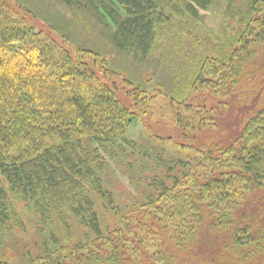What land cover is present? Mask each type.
Returning a JSON list of instances; mask_svg holds the SVG:
<instances>
[{
    "label": "trees",
    "instance_id": "1",
    "mask_svg": "<svg viewBox=\"0 0 264 264\" xmlns=\"http://www.w3.org/2000/svg\"><path fill=\"white\" fill-rule=\"evenodd\" d=\"M64 1L75 7L71 0ZM213 2L186 0L185 8L197 17ZM244 2L246 13L240 21H244L253 40L240 35L232 45L243 43L246 52L251 44L255 43L253 48L264 46V0ZM88 3L94 4L107 24L115 28L112 40L119 48L137 47L148 54L164 17L154 0ZM255 15H262L263 21ZM22 18L9 1L0 0V227L10 220V196H17L38 213L44 226L55 224L70 230L76 224L88 231L84 237L92 248L84 254L81 242L75 243L72 250L76 251L71 254L75 264H130L121 255L127 238L108 240L111 246L105 250L108 241L98 206L120 213L121 207L108 190L103 173L110 161L135 154L137 143L125 136L135 114L146 112L141 108L136 112L133 101L128 106L124 104L115 83L90 74L82 60L83 51L76 53L54 40L41 39ZM254 22L262 27L256 34L249 27ZM28 37L30 44L26 45ZM252 53L244 57L233 54L230 61L236 59L235 67L241 70L243 59ZM207 69L204 61L196 68L186 87L188 91L197 90L198 83L203 86L209 82L204 75ZM261 96L259 107L253 108L255 113L232 143L206 147L179 161L181 176L171 186L167 184L172 179L168 173L174 166L160 157L157 166L166 172L151 181L153 196L131 201L127 214L146 233L136 234L135 240L142 242L152 236L157 242L158 237L163 238L157 228L146 226L147 214H154L170 227L178 224L185 228L177 240L159 241L164 248L157 246L159 254L168 256L164 264H174L175 257L168 249L178 247L192 254L195 243L214 230L227 231L224 247L230 246L235 256H239L236 249L253 244L254 250L246 251L240 264L263 251L264 230L254 236L249 222L245 223L246 217L258 221L264 213V87ZM172 99L181 107L186 95ZM182 145L184 150L189 147ZM192 228L195 230L189 231ZM122 232L132 231L125 228ZM3 237L0 233V243ZM54 239L55 244L43 245L45 257L52 264H64L63 239ZM207 251H211L209 246L202 249L205 254ZM221 252L209 257L217 258Z\"/></svg>",
    "mask_w": 264,
    "mask_h": 264
},
{
    "label": "rangeland",
    "instance_id": "2",
    "mask_svg": "<svg viewBox=\"0 0 264 264\" xmlns=\"http://www.w3.org/2000/svg\"><path fill=\"white\" fill-rule=\"evenodd\" d=\"M7 1L26 20L30 29L40 34L41 39L54 40L76 53L83 51L82 60L90 74L115 83L124 104L128 106L133 101L136 112L139 108L146 112L135 114L136 118L125 136L137 143L135 154L122 155L117 161H110L103 173L107 188L115 195L121 211L117 213L100 206L98 210L107 241H114L116 236L127 238L121 255L129 259L130 264H164L168 256L159 254V241H175L180 232L185 233V228L178 224L170 227L154 214H147L146 226L157 228L163 233V238L158 237L156 242L155 237L148 236L140 242L134 238L138 233L144 236L145 228L127 213L132 208L131 201L142 200L145 195L153 196L155 190L150 187L151 181L156 176L163 177L166 172L157 166L160 157L174 166L168 173L172 179L167 180V184L171 186L181 176L179 161L206 147L232 143L255 113L253 108L259 107L264 87V46L253 48L255 43L251 44L247 51L254 53L243 59L241 70L235 67L236 59L230 61L233 54L244 57L248 53L243 51V43L235 46L232 41L240 35L245 40H253L245 29L244 21H240L246 13L244 0H214L208 9L200 10L197 17L186 11V0H154L164 17L147 55L137 47L119 48L112 40L115 28L107 24L106 18L88 0H71L75 7L64 0ZM259 16L262 22L263 16ZM249 27L255 34L262 30L255 22ZM29 42L30 37L26 45ZM203 61L207 64L204 75L209 82L203 86L198 83L197 90L188 91L186 87ZM234 70H238V75ZM184 95L186 101L180 107L172 98L178 100ZM182 144L188 145V149L184 150ZM137 150L141 153L137 154ZM9 201L10 220L0 227L4 236L0 243V264H52L45 257L43 245L55 244L54 238L58 237L65 245L62 250L64 264H75L71 255L76 251L72 250L75 243L81 242L79 246H84V254L92 248L84 237L88 235L86 229L76 224L71 231L55 224L44 226L40 224L38 213L19 197L12 195ZM244 211L248 212L246 208ZM256 219L245 218L254 236L264 230V213L258 221ZM125 228L132 232L121 233ZM193 230L195 228L189 229ZM227 240V231H208L195 243L192 254L179 251L178 247L168 250L175 257L174 264H221L222 261L240 264L242 255L251 248L254 250L253 244L239 247L236 249L239 256H235L230 246L224 247ZM105 246V250H109V241ZM206 246L212 252L203 253ZM219 250H223L222 257L221 253L217 258L209 257ZM243 264H264V249Z\"/></svg>",
    "mask_w": 264,
    "mask_h": 264
}]
</instances>
